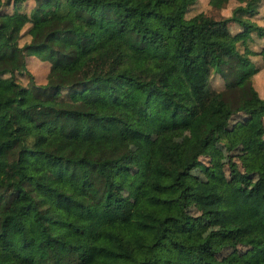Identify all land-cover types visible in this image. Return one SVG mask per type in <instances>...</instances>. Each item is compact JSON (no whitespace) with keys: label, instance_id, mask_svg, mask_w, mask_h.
<instances>
[{"label":"trees","instance_id":"1","mask_svg":"<svg viewBox=\"0 0 264 264\" xmlns=\"http://www.w3.org/2000/svg\"><path fill=\"white\" fill-rule=\"evenodd\" d=\"M31 1L0 0V264H233L193 233L182 197L230 116L264 108V0ZM29 55L47 63L42 82ZM151 102L186 135L149 155L160 179L139 187L130 230L91 242L84 224L103 230L113 186L133 183L127 130ZM263 126L247 123L256 137ZM242 203L264 226V168ZM200 215L224 226L232 210L225 199Z\"/></svg>","mask_w":264,"mask_h":264},{"label":"rangeland","instance_id":"2","mask_svg":"<svg viewBox=\"0 0 264 264\" xmlns=\"http://www.w3.org/2000/svg\"><path fill=\"white\" fill-rule=\"evenodd\" d=\"M146 1L135 0L134 3L143 5ZM31 2L27 0L25 6ZM209 12L217 15L214 10ZM26 66L36 82L44 80L46 62L29 55L26 57ZM16 76L26 81L24 74ZM220 83L218 74L210 75L211 87L218 88ZM254 83L259 86L257 80ZM132 91L135 97L144 100L146 90L143 86L134 82ZM146 109V113L138 117L136 129L127 130L132 150L129 171L133 183L130 188L120 183L113 186L115 197L100 208L102 215L109 220L103 230L84 224V232L91 242H96L104 230L118 235L130 230L126 218L131 202L138 196L139 187L149 180L160 179L157 169L148 162L149 155L156 152L165 141L181 139L186 135L184 126L167 128L164 125L163 114L157 103H149ZM255 115L261 116L264 125V108L253 109L248 113L234 112L218 137L207 144L199 157V163L185 176L187 188L182 199L190 214V229L197 237H204L217 246L216 255L219 258L229 259L233 264L264 257V226L246 211L242 203L243 188L264 168V131L256 137L247 129L248 121ZM210 186L216 190V194L203 192ZM225 199L231 206L232 215L224 226L210 223L200 215L206 204Z\"/></svg>","mask_w":264,"mask_h":264}]
</instances>
